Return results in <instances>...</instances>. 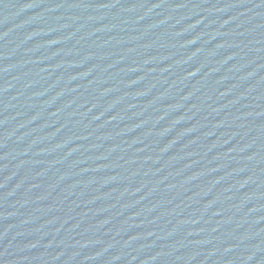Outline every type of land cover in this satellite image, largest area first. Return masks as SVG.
I'll use <instances>...</instances> for the list:
<instances>
[{
	"label": "water",
	"instance_id": "1",
	"mask_svg": "<svg viewBox=\"0 0 264 264\" xmlns=\"http://www.w3.org/2000/svg\"><path fill=\"white\" fill-rule=\"evenodd\" d=\"M0 264H264V0H0Z\"/></svg>",
	"mask_w": 264,
	"mask_h": 264
}]
</instances>
